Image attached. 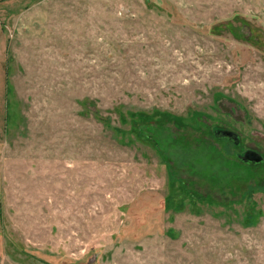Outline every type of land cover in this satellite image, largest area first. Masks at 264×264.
I'll list each match as a JSON object with an SVG mask.
<instances>
[{
  "label": "rangeland",
  "instance_id": "1",
  "mask_svg": "<svg viewBox=\"0 0 264 264\" xmlns=\"http://www.w3.org/2000/svg\"><path fill=\"white\" fill-rule=\"evenodd\" d=\"M0 264H264V0H0Z\"/></svg>",
  "mask_w": 264,
  "mask_h": 264
},
{
  "label": "water",
  "instance_id": "2",
  "mask_svg": "<svg viewBox=\"0 0 264 264\" xmlns=\"http://www.w3.org/2000/svg\"><path fill=\"white\" fill-rule=\"evenodd\" d=\"M216 133H217V135L219 137L231 138L234 141V143H236V144L238 143L237 136H235V134L233 132H231V131H228V130H218V131H216ZM238 157H240L243 160L249 161V162L252 161L251 162L252 164H256V163L262 162L261 155L255 153L253 151H247V152H245V155L244 156H239L238 155Z\"/></svg>",
  "mask_w": 264,
  "mask_h": 264
},
{
  "label": "flooded vegetation",
  "instance_id": "3",
  "mask_svg": "<svg viewBox=\"0 0 264 264\" xmlns=\"http://www.w3.org/2000/svg\"><path fill=\"white\" fill-rule=\"evenodd\" d=\"M246 152H247V150H246Z\"/></svg>",
  "mask_w": 264,
  "mask_h": 264
}]
</instances>
